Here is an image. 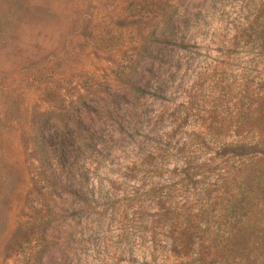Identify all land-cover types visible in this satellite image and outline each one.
Here are the masks:
<instances>
[{
    "label": "rangeland",
    "instance_id": "rangeland-1",
    "mask_svg": "<svg viewBox=\"0 0 264 264\" xmlns=\"http://www.w3.org/2000/svg\"><path fill=\"white\" fill-rule=\"evenodd\" d=\"M160 1L0 0V264H157L152 189L178 187L173 167L241 185L251 163L214 147L250 137L236 106L243 76L264 73V55L246 71L251 53L227 50L246 0H186L182 26L129 64L130 21L150 29ZM37 144L61 175L52 190Z\"/></svg>",
    "mask_w": 264,
    "mask_h": 264
},
{
    "label": "trees",
    "instance_id": "trees-1",
    "mask_svg": "<svg viewBox=\"0 0 264 264\" xmlns=\"http://www.w3.org/2000/svg\"><path fill=\"white\" fill-rule=\"evenodd\" d=\"M185 1L158 2L159 21L155 25L151 23L152 29L148 27L150 23L146 26L145 22L141 25L130 21L133 28H139L141 37L133 47L129 64L136 57L146 55L150 47L164 43L168 27L182 26L186 20L182 7ZM245 5V12H238L231 20H236L239 32L227 50L251 53L245 70L252 71L256 68L253 63L257 55H264V0H246ZM248 15H252L251 20L247 19ZM178 44L183 49L190 47L187 41L181 40ZM248 76H243L233 126L238 134L244 131L250 137L221 142L214 147L216 157L239 162L245 159L251 163L239 177L241 185L230 187L218 173L210 181L214 167L208 164L190 170L188 164L192 160L184 159L180 170L173 167L178 176L173 182L178 187L170 191L172 182H165L152 189L157 194L158 224L165 230L157 264H264V205L256 208L264 204V200L256 199L257 192L264 189V73ZM119 80L124 81L126 92L138 90V83L130 81L127 75ZM36 146L41 171L48 179L47 188L52 190L60 186L61 175L48 163L42 146Z\"/></svg>",
    "mask_w": 264,
    "mask_h": 264
}]
</instances>
